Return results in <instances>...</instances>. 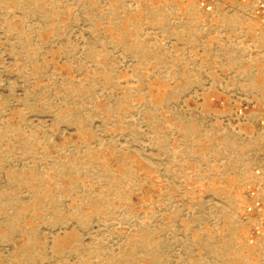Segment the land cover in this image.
<instances>
[{"label":"rangeland","instance_id":"obj_1","mask_svg":"<svg viewBox=\"0 0 264 264\" xmlns=\"http://www.w3.org/2000/svg\"><path fill=\"white\" fill-rule=\"evenodd\" d=\"M0 0V264H264L257 2Z\"/></svg>","mask_w":264,"mask_h":264},{"label":"built area","instance_id":"obj_2","mask_svg":"<svg viewBox=\"0 0 264 264\" xmlns=\"http://www.w3.org/2000/svg\"><path fill=\"white\" fill-rule=\"evenodd\" d=\"M200 1V5L203 9L207 10V11H211L212 10V4L211 1L212 0H199ZM216 1V0H214ZM246 2H257V14L262 17L263 23H264V0H243Z\"/></svg>","mask_w":264,"mask_h":264}]
</instances>
